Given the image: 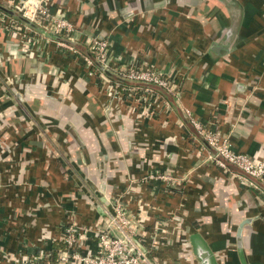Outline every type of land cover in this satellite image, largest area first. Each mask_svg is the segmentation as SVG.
<instances>
[{"label":"crops","instance_id":"0c3cea01","mask_svg":"<svg viewBox=\"0 0 264 264\" xmlns=\"http://www.w3.org/2000/svg\"><path fill=\"white\" fill-rule=\"evenodd\" d=\"M44 1L75 25L76 52L60 53L35 27L26 56L0 31V54L15 55L0 65L14 76L0 92V112L10 109L0 127V264L1 252L18 261L50 246L70 219L101 227L116 195L160 264H203L198 247L209 264H264V185L260 201L205 161L185 120L187 110L233 150L264 158V0ZM86 35L109 41L110 65L167 73L168 109L139 114L108 99L117 76L88 73ZM154 172L174 181L148 179Z\"/></svg>","mask_w":264,"mask_h":264},{"label":"built area","instance_id":"2783aa9c","mask_svg":"<svg viewBox=\"0 0 264 264\" xmlns=\"http://www.w3.org/2000/svg\"><path fill=\"white\" fill-rule=\"evenodd\" d=\"M0 7L3 8L0 11V31L16 40L22 46L20 52L26 56L31 49L30 43L35 40L33 30L35 27L41 29L44 36L53 39L60 53L76 52L71 44L74 43L75 25L66 17L53 14L44 0H18L11 4L0 0ZM10 12L13 15H9ZM14 13L16 17H13ZM18 19L22 21V24L18 22ZM83 42L87 46V54L82 55V61L88 73L98 74L103 72L101 69H105L117 76V83L107 80L108 99L118 103L120 108L127 107L134 112L136 110L139 114L155 112L159 103L168 109L169 102L160 92L173 93L174 83L167 73L146 63L110 65L109 41L100 35L91 37L86 35ZM14 56V52L10 50L2 52L0 65ZM13 77L9 74L0 76V92L9 89L7 85L13 83ZM121 81H126L128 86H121ZM112 105L110 104V109ZM110 109L106 108L107 111ZM9 110L4 109L0 112L1 131L5 128L4 113ZM185 113L195 131L192 137L195 139L194 142L199 146L201 144L202 149H206L204 160L223 172L236 176L262 201L264 158L254 159L245 153L233 150L226 134L219 128L209 127L187 110ZM231 167L237 171H233ZM147 178L174 181L167 174L158 172L149 173ZM104 214L107 219L101 227L93 228L70 219L69 223L62 225V229L65 230L63 237L56 235L55 238H51L48 244L50 246L41 244L27 253H17L15 257L18 261L10 259L6 253L1 252L2 261L6 264H36L38 261L50 264V257L57 249L56 245L61 243L63 247L57 250V257L53 264H160L152 256V251L157 248L156 242L153 243L152 238L148 241L149 246L145 245L147 241L142 223L128 213L120 196L116 195L110 199V210L105 209ZM169 219L176 220L174 216ZM87 240L94 241L95 247L92 250L89 249ZM83 247H87L88 251L85 252ZM181 256L184 260H189V256L184 252Z\"/></svg>","mask_w":264,"mask_h":264},{"label":"water","instance_id":"95a60500","mask_svg":"<svg viewBox=\"0 0 264 264\" xmlns=\"http://www.w3.org/2000/svg\"><path fill=\"white\" fill-rule=\"evenodd\" d=\"M37 29H39V28H37ZM40 30V32H41V29H39ZM73 46H75L76 44L75 43H71ZM84 53L85 54H87V51H84ZM104 73H106L109 77H112L113 76V74L112 73H110L109 71H107V70H105V69H101ZM5 95L7 96V92L5 91ZM186 236V235H185ZM186 238V237H185ZM186 243L188 244L189 243V241H188V239L186 238ZM206 251L202 248V247H198V248H196V251H195V254H196V256L194 255H192V257H194L195 259H198L201 263H203V264H209V262H208V259H207V256H206Z\"/></svg>","mask_w":264,"mask_h":264},{"label":"trees","instance_id":"16d2710c","mask_svg":"<svg viewBox=\"0 0 264 264\" xmlns=\"http://www.w3.org/2000/svg\"><path fill=\"white\" fill-rule=\"evenodd\" d=\"M2 10H3V8L0 7V11H2ZM18 22L21 23L22 21H21V20H18ZM21 24H22V23H21ZM7 49L10 50L11 48H7ZM10 51H11V50H10ZM160 92L163 94L164 98H166L168 101H170L169 98H168V96H167V94H165L164 91H163V92L160 91ZM185 120L187 121V123H188L189 126L191 127L192 134H195V131H194V129H193L191 123L187 120V118H185ZM231 168H232L233 171H237V169H235V168H233V167H231ZM257 199L260 200L259 198H257ZM56 246H57V249L52 253V255H51V257H50V264H53V263L55 262V259H56V257H57V250L63 247V245H62L61 243H58ZM182 259H183V258H182ZM36 264H46V263H45V261H38Z\"/></svg>","mask_w":264,"mask_h":264},{"label":"rangeland","instance_id":"374dc122","mask_svg":"<svg viewBox=\"0 0 264 264\" xmlns=\"http://www.w3.org/2000/svg\"><path fill=\"white\" fill-rule=\"evenodd\" d=\"M184 260V259H183ZM185 261V260H184ZM188 261V260H187ZM189 262V261H188Z\"/></svg>","mask_w":264,"mask_h":264},{"label":"bare ground","instance_id":"6f19581e","mask_svg":"<svg viewBox=\"0 0 264 264\" xmlns=\"http://www.w3.org/2000/svg\"><path fill=\"white\" fill-rule=\"evenodd\" d=\"M70 94V93H69Z\"/></svg>","mask_w":264,"mask_h":264}]
</instances>
